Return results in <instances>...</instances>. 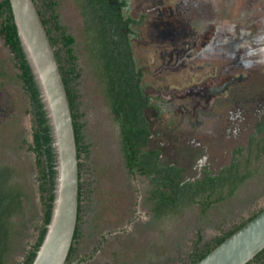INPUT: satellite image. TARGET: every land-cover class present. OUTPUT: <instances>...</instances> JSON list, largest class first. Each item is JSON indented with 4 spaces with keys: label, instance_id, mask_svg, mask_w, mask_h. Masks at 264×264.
Returning <instances> with one entry per match:
<instances>
[{
    "label": "rangeland",
    "instance_id": "1",
    "mask_svg": "<svg viewBox=\"0 0 264 264\" xmlns=\"http://www.w3.org/2000/svg\"><path fill=\"white\" fill-rule=\"evenodd\" d=\"M54 1L59 23L75 38L79 75L73 87L85 146L79 159L81 211L79 236L72 241L74 250L69 255L72 264H184L198 232L202 247L264 206V141L254 136L246 150L243 127L236 138L237 145H242L239 171L251 174L234 193L206 210L192 203L176 214L154 216L145 196L150 189L148 180L131 175L124 166L119 126L85 49L78 1ZM129 1L133 17L145 13L142 24L134 26L131 44L136 61L146 67L151 83L147 91L159 94L167 104L161 113L164 124L186 126L181 122L186 106L190 123L202 121L196 110L200 103L205 104L203 98L217 96L216 90L211 92L203 82L210 87L218 85L213 78L219 72L230 71L244 78L257 68L256 72L264 74V0ZM19 73L14 54L0 36V165L14 170L9 184L20 189L26 199L23 210L8 219L4 264H23L43 217L35 154L26 146L32 141L29 98ZM228 107L211 110L225 117ZM205 120L203 127L194 130L201 139L206 136L202 129L211 127L214 118ZM250 121L251 126L257 122L255 118ZM222 123L219 130L224 132ZM230 150L225 145L216 151V167L229 160ZM4 195L11 203L14 195Z\"/></svg>",
    "mask_w": 264,
    "mask_h": 264
},
{
    "label": "trees",
    "instance_id": "2",
    "mask_svg": "<svg viewBox=\"0 0 264 264\" xmlns=\"http://www.w3.org/2000/svg\"><path fill=\"white\" fill-rule=\"evenodd\" d=\"M33 1L53 45L66 86L72 110L78 158L80 159L85 146L82 144V123L78 119L80 115L76 110L77 95L73 87V82L79 75L76 66L77 55L74 51L75 38L72 34L67 33L66 29L59 23L58 16L53 11L56 5L54 0ZM77 1L83 16L86 52L96 76L103 86L108 108L119 126V140L124 166L131 175L142 176L148 180L150 189L145 196L151 204L154 216L159 218L166 214H176L192 203H198L203 210H206L216 200L232 195L240 183L251 174V171L241 173L240 169H237L238 163L237 165L232 164L233 170L236 171L234 180H228L227 176L221 178L208 176V180L202 184H190L188 186L185 184L180 187L178 183L168 184L171 178L163 174V168L159 165L158 159L151 150L145 151L143 148L149 132L148 121L144 112L149 107L155 106L159 111L158 104L152 106L151 100L161 101L159 94L150 95L146 87L140 84L143 73L139 71L141 67L137 66L131 44V37L136 35L134 26L142 24L145 13L133 17L129 13V0ZM0 36L16 59L20 71V80L28 94L32 117V141L26 146L35 154L43 217L36 240L23 260V264H31L35 251L43 239L46 224L50 219L55 175L54 153L51 147V135L45 111L17 35L9 0H0ZM80 168L81 163L79 162V176L81 175ZM13 172L12 168L0 165V264H4V257L9 246L8 219L14 212L23 210L26 204L25 195L20 189L9 184ZM224 172L225 168L221 174ZM224 179L225 183L222 182ZM167 187L171 189L172 195ZM225 187L228 189L223 194ZM6 193L14 195L11 203L6 202L4 198ZM216 193L218 195L213 197ZM80 195L81 181H79L78 219L73 241L79 236ZM262 209L264 206L231 229L223 230L220 235L206 242L202 247L198 245L202 238L198 232L197 239L194 241L189 254L191 260L188 264L200 260ZM73 250L74 247L71 246L68 257ZM245 264H264V248Z\"/></svg>",
    "mask_w": 264,
    "mask_h": 264
},
{
    "label": "water",
    "instance_id": "3",
    "mask_svg": "<svg viewBox=\"0 0 264 264\" xmlns=\"http://www.w3.org/2000/svg\"><path fill=\"white\" fill-rule=\"evenodd\" d=\"M17 35L45 111L54 153L46 231L31 264H69L78 219L79 158L72 110L53 45L33 0H9ZM264 248V209L193 264H245Z\"/></svg>",
    "mask_w": 264,
    "mask_h": 264
},
{
    "label": "flooded vegetation",
    "instance_id": "4",
    "mask_svg": "<svg viewBox=\"0 0 264 264\" xmlns=\"http://www.w3.org/2000/svg\"><path fill=\"white\" fill-rule=\"evenodd\" d=\"M137 66L141 67L139 71L143 73L140 84L145 86L146 89H151V83L146 77V67L139 65L138 62ZM254 68L251 67L250 70ZM256 70L257 68L253 72L249 71L244 78H237L230 71L219 72L216 78L212 77L214 82H219L214 87L208 86L206 81L203 82V87L209 88L211 92H213V89L216 90L214 94L217 96L213 100H209L208 97L203 98L205 104L208 102L209 107L205 108V104L200 103L198 110H196L197 112L200 111L202 121L197 120L190 123L191 117L188 107H184L185 111L181 114V122H185L186 126L181 125V128L172 124H164L161 113L166 110L165 106L167 107V104L165 103V105L156 99L151 100L152 106L158 104L159 111L155 106L149 107L144 112L148 121L149 132L147 142L143 148L145 151L151 150L158 159L159 165L163 168V174L171 178L168 184L178 183L180 187L185 184L187 186L202 184V182L208 180V176H219V178L227 176L228 180L235 179L236 171L233 170L232 164H239L240 153L242 152L240 146L242 145H237L236 138L242 128H245L244 131L247 134L246 150H248L253 139L264 141V74L262 75V71L256 72ZM213 81L210 82L214 83ZM224 93L226 94L224 95ZM150 95L155 96L156 93H150ZM227 105L229 107L226 109L225 117L222 112L216 113L211 110L212 107L225 108ZM209 117L214 118L213 124L211 127L207 126V129H202L208 138L206 136L202 139L196 137L194 130L203 127L206 121L205 118ZM254 118L257 122L254 126H251L250 120ZM221 119L224 120L223 123ZM219 122L222 123L223 128L221 130L224 132L219 130L221 125ZM225 145L231 147V156L226 163L216 167L218 159L216 151L225 147ZM262 147H264L263 143ZM209 156L211 157L210 160ZM239 166L237 169H240ZM224 168L225 172L221 174ZM222 182L225 183V179ZM227 189L225 187L223 193H226ZM168 190L171 193V189L168 188ZM68 260L69 264L73 263L69 257ZM190 260L191 257L184 264H188Z\"/></svg>",
    "mask_w": 264,
    "mask_h": 264
}]
</instances>
